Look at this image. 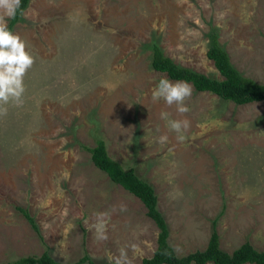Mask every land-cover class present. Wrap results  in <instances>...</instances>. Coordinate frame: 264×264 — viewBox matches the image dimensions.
<instances>
[{
  "label": "rangeland",
  "instance_id": "374dc122",
  "mask_svg": "<svg viewBox=\"0 0 264 264\" xmlns=\"http://www.w3.org/2000/svg\"><path fill=\"white\" fill-rule=\"evenodd\" d=\"M211 26L234 67L264 83V0L29 1L12 31L35 63L23 104L0 116V264L45 249L65 263L84 252L98 264L152 255L158 228L144 205L83 148L98 137L152 185L178 256L206 247L221 209V249L249 241L264 251V101L238 105L189 82L187 113L152 99L162 78L183 81L151 68L154 42L220 78L206 56ZM162 112L190 122L183 142Z\"/></svg>",
  "mask_w": 264,
  "mask_h": 264
},
{
  "label": "trees",
  "instance_id": "16d2710c",
  "mask_svg": "<svg viewBox=\"0 0 264 264\" xmlns=\"http://www.w3.org/2000/svg\"><path fill=\"white\" fill-rule=\"evenodd\" d=\"M30 0H20V6L13 18H8L7 25L12 31L14 25L22 19V12ZM209 42L206 56L212 60L220 78L209 76L175 63L166 56L157 42L151 43L150 66L154 70L165 72L173 80H183L192 84L197 91L210 92L224 101L235 104H247L264 101V83L243 76L231 63L228 53L218 42V34L214 27H210ZM264 117V115H263ZM90 153L93 164L107 174L111 181L137 197L146 209V215L153 220L158 228L157 246L150 257L142 258L140 264H264V251L256 249L249 241H244L237 248L228 253L221 249L216 224L223 209L212 220L211 233L202 250H195L178 256L168 243V227L165 218L157 205V196L152 185L139 177L132 168L125 169L119 162L112 159L106 149L103 139L96 138L92 147H85ZM31 227L42 239L38 225L26 209L18 208ZM1 264H98L86 252L71 263L58 261L52 257L48 249L38 256H24ZM101 264H116L115 261Z\"/></svg>",
  "mask_w": 264,
  "mask_h": 264
},
{
  "label": "clouds",
  "instance_id": "9594fccd",
  "mask_svg": "<svg viewBox=\"0 0 264 264\" xmlns=\"http://www.w3.org/2000/svg\"><path fill=\"white\" fill-rule=\"evenodd\" d=\"M20 6V0H0V116L7 115L8 106L19 107L23 104L26 91L24 78L35 63V57L27 50L26 42L20 35L8 28L7 18H13ZM192 95V86L185 81L172 82L162 78L152 93L153 101L163 100L168 106L176 105L180 114L187 113L189 108L185 101ZM168 112H162L161 118L166 121L170 131L177 133V139L185 140L183 132L190 126L188 120L169 119ZM167 135L159 138L160 143L167 142ZM99 231V229H98ZM98 238L106 239V236ZM121 256H124L121 250ZM116 264H126L121 259Z\"/></svg>",
  "mask_w": 264,
  "mask_h": 264
},
{
  "label": "crops",
  "instance_id": "0c3cea01",
  "mask_svg": "<svg viewBox=\"0 0 264 264\" xmlns=\"http://www.w3.org/2000/svg\"><path fill=\"white\" fill-rule=\"evenodd\" d=\"M153 254V253H152Z\"/></svg>",
  "mask_w": 264,
  "mask_h": 264
}]
</instances>
